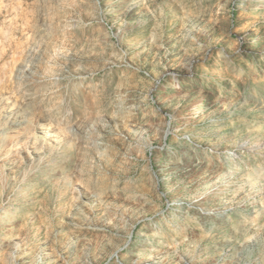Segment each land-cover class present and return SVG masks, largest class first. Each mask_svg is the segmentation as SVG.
Returning <instances> with one entry per match:
<instances>
[{
    "label": "rangeland",
    "instance_id": "rangeland-1",
    "mask_svg": "<svg viewBox=\"0 0 264 264\" xmlns=\"http://www.w3.org/2000/svg\"><path fill=\"white\" fill-rule=\"evenodd\" d=\"M0 264H264V0H0Z\"/></svg>",
    "mask_w": 264,
    "mask_h": 264
},
{
    "label": "bare ground",
    "instance_id": "bare-ground-1",
    "mask_svg": "<svg viewBox=\"0 0 264 264\" xmlns=\"http://www.w3.org/2000/svg\"><path fill=\"white\" fill-rule=\"evenodd\" d=\"M92 75V74H91ZM89 75H88V73H87V71L86 70H80V71H76V73H75V79L76 80H79V81H84V79H86V78H89L88 77ZM89 79H92V78H89ZM150 129H151V127H149ZM157 131V130H156ZM99 144V143H98ZM97 147V146H96ZM98 148V147H97ZM203 210H205V209H203Z\"/></svg>",
    "mask_w": 264,
    "mask_h": 264
}]
</instances>
